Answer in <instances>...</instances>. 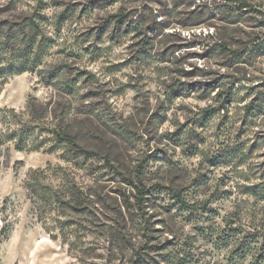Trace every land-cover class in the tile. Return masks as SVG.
<instances>
[{
	"label": "clouds",
	"instance_id": "obj_1",
	"mask_svg": "<svg viewBox=\"0 0 264 264\" xmlns=\"http://www.w3.org/2000/svg\"><path fill=\"white\" fill-rule=\"evenodd\" d=\"M42 2L48 6L39 8ZM74 2L53 7V0H0V264H144L149 248L148 264H257L264 251V198L243 193L245 185L261 183L264 146L243 165H212L241 139L251 143L257 133L264 135L261 114L249 117L254 123L237 136L249 102L239 100L246 89L221 107L232 79L264 83V54L252 52L253 38L264 41V0H195L193 7L206 4L208 11L227 6L217 13L227 22L181 28L172 21L182 43L199 40L203 46L181 48L170 62H161L163 46L153 47L145 62L117 72L107 67L134 53L130 37L116 44L109 30L98 42L104 55L93 61L82 49L94 39H76L86 28L70 22L55 31L57 15ZM146 3L153 15L159 11L155 0H117L93 11L88 23H100L121 5L138 10L130 17L135 21ZM26 17L39 29L21 27ZM44 37L57 43L30 47ZM216 44H226L227 51L203 60L189 56ZM58 48L65 51L58 54ZM69 52H80L79 59ZM234 52L244 62L223 66ZM82 68L93 74L87 83L74 79ZM193 69L201 81L231 76L204 97L185 77ZM38 153L39 164L33 162ZM73 205L91 215H74ZM233 225L240 231L228 235ZM250 232L259 237L243 256L236 254ZM44 240L60 248L42 247L33 256Z\"/></svg>",
	"mask_w": 264,
	"mask_h": 264
},
{
	"label": "rangeland",
	"instance_id": "obj_2",
	"mask_svg": "<svg viewBox=\"0 0 264 264\" xmlns=\"http://www.w3.org/2000/svg\"><path fill=\"white\" fill-rule=\"evenodd\" d=\"M136 0H128V3H135ZM195 0H171V7H169L168 0H155V3L159 5V11L153 15V9L151 7V3H146L142 5V10H140L138 18L134 21L130 19L136 12L138 11L135 7H131L129 9H125L123 5L118 9L116 13L121 12L124 14L123 23L120 26H116L113 15L116 13H110L106 17H99L100 23H92L89 24L88 21L91 17V13L96 10L103 11L107 8L114 7L117 4V1L113 0H88L87 3L82 4V0H75L74 3L69 4L67 7L63 8L55 20L56 28L55 31L60 33L66 24L70 22H74L78 24L80 27L86 28V31L80 32L76 37L77 40L87 41L89 39H94L93 44H89L87 47L82 49L83 54L88 55L89 59L95 61L102 58L105 50L99 47L100 41H102L105 34L109 33L111 30V34L109 39L116 44H120L122 40L126 37H130L134 43H129L128 48L134 49V53L128 57L127 60L121 61L119 64H110L107 67V71L109 72H117L122 67H127L132 63L142 64L151 55V49L153 47L163 46V52L160 54L161 62H170L169 57L174 55L175 51L180 50L181 48H196L204 45L203 41L192 40L188 43H182V38L179 37V34L176 33L172 28V21H174L181 28H190V27H199L206 26L207 22L215 21L217 23L227 22V16L221 14L219 20H217V13L221 12L225 9V5H217L216 11H208V6L204 5H196L193 7ZM64 3V0H53V7H61ZM48 5L43 2L38 5L39 8H45ZM79 13L76 15V13ZM241 14H246L244 11ZM36 19L38 18L41 22H47L48 17L41 15L40 13H34ZM167 18V19H164ZM234 22V21H233ZM143 25V27H142ZM166 33V38L164 40H158L157 38L161 36V34ZM258 38V40H256ZM254 43L252 45V52L255 54H264V41H261L259 37H255ZM258 42H261L259 46ZM57 43V40L52 37H47L45 39V49L49 46H53ZM222 44L212 45V47H208L204 52H192L189 53V56L196 59H209L213 55L216 54L217 51H227L222 49ZM65 50L63 48H58V54H62ZM247 51V49H245ZM69 57H74L77 60L80 57V52H69ZM231 63L225 62L227 67H232L234 64H240L244 62V58L240 53L237 56L232 55L230 57ZM197 69H193L191 73H185V77H192L191 85L189 87L195 91L197 89L201 90V95L206 97L212 91H215L217 87H221L225 80L229 79L231 76L230 73H220L218 76L213 77V79L208 81H201L195 79V74ZM93 76L87 69H80L76 76L75 80L84 79L87 83L89 79ZM244 91V95L239 97L241 103L243 101L248 100L249 102L245 105V118L241 123L240 131L237 133L238 137H244L248 132L247 125L253 124V120H249V117H256L258 115L264 114V83H253L252 77H236L231 80V83L228 86V89L225 93H223V101L224 105H228L229 107L234 102L236 97V92ZM178 89H173V92L176 93ZM190 94V93H189ZM88 96L89 94H85ZM94 98V97H93ZM251 98V99H249ZM249 104H251L254 108L252 112H249ZM248 106V107H247ZM216 109L212 110L214 114ZM205 117L210 119L211 115L209 113H205ZM228 118V111H225V118L221 121L223 124ZM204 119V118H202ZM264 146V135L257 133L254 140L251 143H248L246 140L241 139L239 145L235 146L232 149L227 150L222 156L216 158V162L212 166H222L225 163H232L235 161L237 164L243 165L247 160L251 159L257 151ZM53 148L55 146H52ZM45 154L52 155V151L49 149H45ZM41 154H36L33 156V162L39 164L41 162L40 159ZM261 156H264V152L260 153ZM264 163H261L257 171L259 172L261 183L259 184H251L245 185V191L243 195H250L253 197H261L264 198ZM256 173H253L255 176ZM225 192H229V189L225 187ZM146 201L151 200V194H147L145 196ZM123 211V210H122ZM209 211H213L209 209ZM74 215H91V210L87 214L79 211L73 213ZM155 225L160 224V219L157 218L154 221ZM231 229H236V232H239L240 229L236 226H232ZM159 231L157 227L155 229ZM251 236V240H256L259 237L258 232H250L247 233ZM15 241H13V246H15ZM170 243V241H169ZM42 247H52L54 249L60 248V245L55 244L54 241L44 240L41 243L36 245V248L33 250V256L36 255L37 250ZM264 248V245H262ZM152 257V249L149 248L148 251L144 253V264H148V261ZM260 257H263L262 264H264V251L261 252ZM257 258V259H258ZM138 260L141 257H137Z\"/></svg>",
	"mask_w": 264,
	"mask_h": 264
},
{
	"label": "trees",
	"instance_id": "obj_3",
	"mask_svg": "<svg viewBox=\"0 0 264 264\" xmlns=\"http://www.w3.org/2000/svg\"><path fill=\"white\" fill-rule=\"evenodd\" d=\"M113 1H117V0H113ZM226 7H227V6L225 5V8H226ZM237 11H240L241 13H243L245 10H241V8H238ZM230 12H231V9H229V13H230ZM34 16H35V15H34ZM113 18L115 19L114 21H115L116 26H120V25H122V23H123L124 14H122L121 12L116 13V14L113 15ZM25 20L27 21V24H26V25L22 24L21 27L30 26V27L33 28V29H37V30L39 29V25L36 23L35 20H30V19H28L27 17L25 18ZM37 20H38V18H37ZM3 23L6 24L7 21H4ZM13 35H14V33H13ZM46 38H47V37L40 38V39H39V43H38V45L36 44V38H34V40L30 42V47H31V46H38L41 50H44V49H45V45H46V44H45V39H46ZM256 40H258V38H257ZM260 43H261V42H258V45H257V46H259ZM221 46H222V49L227 50V45H226V44H222ZM3 47H4V48H7L8 45L5 43V44L3 45ZM237 54H238V53H236V52L233 53L234 56H237ZM247 107H248V106H247ZM253 108H254V107H253L251 104H249V112H252ZM147 194H149V193H145V194H144V197H143L144 199L146 198L145 196H146ZM81 207H82V205H73V206H72V208H73V210H74L73 213H75V212H79ZM238 233H239V232H236V229H231V228H230L228 235H234V234H238ZM249 241H251V236H250L249 234H246V235H245V239H244V241L242 242L240 248L235 250L236 254H238V255H240V256H243L244 253L247 252V250H248V243H249ZM262 259H263V257L258 258V259H257V264H262V263L260 262V261H262Z\"/></svg>",
	"mask_w": 264,
	"mask_h": 264
}]
</instances>
